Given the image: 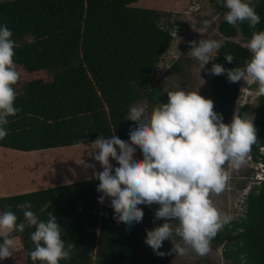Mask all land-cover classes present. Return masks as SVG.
<instances>
[{
	"label": "trees",
	"instance_id": "16d2710c",
	"mask_svg": "<svg viewBox=\"0 0 264 264\" xmlns=\"http://www.w3.org/2000/svg\"><path fill=\"white\" fill-rule=\"evenodd\" d=\"M138 0H2L0 26L13 32L16 42L14 62L26 72L46 70L60 62V71L46 82L28 83L17 95L15 107L21 109L9 117L8 135L0 148L33 152L94 143L101 135L130 140L137 127L126 120L130 106L139 100L151 104L167 103L168 95L149 84L156 65L170 47L168 21L163 13L133 6ZM220 12L227 9L217 0H207ZM261 18L255 29L247 22L218 24L224 40L215 51L216 64L225 69L245 67L250 50L234 41L240 35L246 42L253 31H264V0H250ZM225 54L234 57L229 63ZM72 60H75L73 62ZM174 63L171 69H176ZM240 82V81H239ZM239 82L230 83L226 74L211 81L208 99L214 111L229 124ZM248 105L237 112L244 117ZM257 128L258 145L248 157L264 167L259 148L264 143V95L258 94L252 119ZM99 181L89 179L54 188L0 197V214L14 212L17 223H25L16 232L21 249L7 259L9 264H33L30 236L18 204L30 201L39 220L51 212L62 228V239L76 246L70 259L60 264H149L139 249L137 223L129 227L117 223L111 198L99 202ZM240 217L225 225L224 235L217 233L211 243L224 244L223 257L230 264H264V181L253 185L242 203ZM144 215L150 206L139 205ZM3 236H0L2 242ZM95 250L96 261L88 253ZM35 264H41L37 261Z\"/></svg>",
	"mask_w": 264,
	"mask_h": 264
},
{
	"label": "clouds",
	"instance_id": "9594fccd",
	"mask_svg": "<svg viewBox=\"0 0 264 264\" xmlns=\"http://www.w3.org/2000/svg\"><path fill=\"white\" fill-rule=\"evenodd\" d=\"M217 2L227 9L224 19L229 25L247 22L250 29H255L261 22L256 6L246 0ZM190 44L189 54L203 65L212 60L211 54L220 47L217 41L210 39H201L198 46L196 41ZM16 46L13 32L6 25L0 26V140L8 135L9 117L21 111L15 107V86L20 80L14 62ZM247 48L252 56L245 67L225 69L213 64L209 73L226 74L230 83L251 79L264 95V31H253ZM225 58L229 63L234 60L231 54H225ZM167 95L168 102L159 103L150 114L143 107L130 106L125 119L137 125L129 132L130 143L115 135L111 138L101 135L91 145L94 151L89 155L99 162L103 171H95L94 164L88 167L100 182L99 202L103 204L105 199L111 198L117 223L123 222L129 227L133 222L140 223L144 211L139 205H159L155 220L165 222L148 230L145 240L157 255H166L160 249L164 241L170 240L174 244L172 252L177 255H186L191 250L205 256L210 251L211 240L232 220L219 211L211 196L219 195L227 186L229 174L225 165L238 168L252 147L258 145L257 128L252 120L237 114L231 124L224 123L223 116L214 111V102L199 92L178 90ZM137 149L142 151L143 159H134ZM110 158L117 161L119 167L114 169ZM32 207L30 201L17 205L23 210L27 225L35 228L30 236L35 245L29 254L33 264L37 261L60 264L70 259L76 246L62 239L56 215L50 212L46 221L39 220ZM17 221V215L10 210L0 214L3 236L0 260L13 256L16 242L11 234L25 230V223ZM168 221L178 222V226L173 228L174 222ZM174 236L181 238L182 245L174 243ZM88 255L96 261L95 250Z\"/></svg>",
	"mask_w": 264,
	"mask_h": 264
},
{
	"label": "rangeland",
	"instance_id": "374dc122",
	"mask_svg": "<svg viewBox=\"0 0 264 264\" xmlns=\"http://www.w3.org/2000/svg\"><path fill=\"white\" fill-rule=\"evenodd\" d=\"M249 1L250 0H246V2ZM133 6L135 5L133 4ZM135 7L163 13L165 16L162 18L161 24L166 25L167 20H169V27H171V25L179 26L177 27V33L170 47L156 65L153 76L149 80V84L164 94L171 91L184 90L186 92H199L201 96L208 99L211 91L210 83L214 78V75H211L209 70L212 68L213 64H216V49L211 54L212 60H210L207 65H203L202 62L189 54L192 47L190 42L196 41L198 46L201 39H210L217 41L220 45L224 38L219 35L217 28L219 22L224 19L225 14L212 6L207 0H140L139 4ZM205 21L208 22L207 25ZM234 41L247 47L248 42L240 35H238ZM72 61L75 62V60ZM174 63L177 66L175 70H172L171 67ZM61 67L62 64L57 62L46 70L26 72L21 67L17 66V70L20 73V80L15 86L17 95L21 94L23 88L30 82L49 81L51 75L60 71ZM258 94V85L255 81L248 79L239 82L238 93L229 118V124L232 123L234 116L243 105H248L244 117L250 120L253 119L254 107ZM134 105L143 107L146 113L149 114L156 106V104H151L147 100H139ZM121 140L130 143V140ZM92 144L93 143L24 153H16L12 152L13 150L2 148L0 150L2 161L5 164L7 160H4V157L11 158L12 166L10 168L12 172H9L6 168L9 172V182L1 191H12L16 190V188L20 189L19 186H17L19 184L25 187L31 186L29 180L30 175L35 178V180L32 181L33 184L38 183L41 185L40 183H42L45 185L48 183L53 187L65 183L70 184V182H80V180L84 178H87V180L94 179L93 169L88 167V165L94 164L95 171H103V168L99 162L95 161L94 158L89 155L90 152L94 151L91 147ZM117 150L119 151V149ZM134 159H143V154L140 149H137ZM110 163L113 165L114 169L119 167L118 162L111 158ZM44 167L47 168V172L42 171ZM30 168L32 171L31 174L29 173ZM258 168L259 166L250 160L248 156L238 168L227 164L225 165V170L229 174L227 186L219 195L212 194L211 196L215 206L222 214L231 216L232 220L242 215L244 209L242 203L246 196L245 192H249L254 185L252 183L253 178L256 174L260 173V169ZM41 175L45 182L38 179ZM32 187L36 186L32 185ZM150 207L152 211L144 215L142 222L137 223L140 235L139 249L148 258L149 264H230V261L225 259L222 255L225 243L218 244L210 242V251L205 256H200L191 250H189L186 255L180 256L172 252L174 247L173 242L166 240L163 242V246L160 249V251L165 252L166 255L162 257L157 255L153 249L145 243L147 231L162 226L165 221L162 219L155 220V213L159 205L153 204ZM168 222L172 223L174 221ZM172 226L173 228L177 227L178 222H174ZM224 228L225 226L219 231L223 235ZM16 232L17 231H14L11 234L12 238H14L17 243L14 252L21 249ZM173 239L174 243L182 245L183 242L179 236H174ZM0 264L9 263L7 260H0Z\"/></svg>",
	"mask_w": 264,
	"mask_h": 264
},
{
	"label": "crops",
	"instance_id": "0c3cea01",
	"mask_svg": "<svg viewBox=\"0 0 264 264\" xmlns=\"http://www.w3.org/2000/svg\"><path fill=\"white\" fill-rule=\"evenodd\" d=\"M139 2H140V0H138L136 3H134V5L135 6H137V4H139ZM140 8V7H139ZM2 148H0V150H1ZM12 152H16V153H21L20 151H16V150H13ZM33 152H36V151H33ZM22 153H24V152H22ZM5 158V159H4ZM3 159L4 160H7L6 161V163L4 164L3 163V161H2V158H1V156H0V197H6V196H14V195H19V194H23V193H28V192H33V191H37V190H43V189H48L49 187H51V188H54L53 186H50L48 183L47 184H45V185H43L42 183H40L41 185H39L38 183V185L37 184H33L32 183V181L33 180H35V178L32 176V175H30L29 176V180H30V185L31 186H28V187H25V186H22V185H17V186H19V188L20 189H18V188H16V190H12V191H10V190H8V191H1V190H3V188L5 187V185L9 182V172H12V170H11V166H12V161H11V158L10 157H4ZM6 166V167H5ZM27 166V165H26ZM6 168H7V170L9 171H7L6 170ZM41 170V169H40ZM42 171L43 172H47V168L46 167H44V169H42ZM41 171V172H42ZM24 172H26V171H24ZM30 174L32 173V171H31V168H30V172H29ZM42 175H44V174H42ZM42 175L40 176V178H38V179H41V181H43V179H42ZM45 180V179H44ZM85 180H87V178H84V179H82V180H80V181H85ZM76 181H78V180H76ZM43 182H45V181H43ZM79 182V181H78ZM27 183V182H26ZM72 182H70V184H71ZM73 183H75V182H73ZM29 184V183H28ZM67 184H69V183H65V184H60V185H57V186H55V187H58V186H63V185H67ZM32 185H34V186H36V187H32ZM40 187V188H39ZM0 236H2V233H0ZM19 242V241H18ZM17 244V243H16ZM15 244V245H16Z\"/></svg>",
	"mask_w": 264,
	"mask_h": 264
},
{
	"label": "built area",
	"instance_id": "2783aa9c",
	"mask_svg": "<svg viewBox=\"0 0 264 264\" xmlns=\"http://www.w3.org/2000/svg\"><path fill=\"white\" fill-rule=\"evenodd\" d=\"M197 10V9H196ZM177 27H179V26H177V25H171V27H170V33H171V36L172 37H175V34L177 33ZM262 149H264V143L262 144V146L259 148V151H258V154L261 156V155H264V150H262ZM249 159H250V157H248ZM251 160V159H250ZM258 166H259V168L261 169L260 170V173H258V174H256L255 176H254V178H253V181H252V183L254 184V185H257V184H259L261 181H264V167H263V165L261 164V163H256ZM248 192H245V194H247Z\"/></svg>",
	"mask_w": 264,
	"mask_h": 264
}]
</instances>
